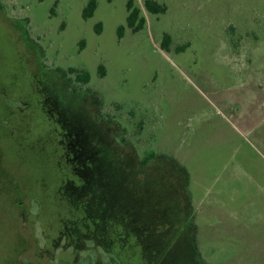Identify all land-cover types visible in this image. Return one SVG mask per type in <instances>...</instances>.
I'll list each match as a JSON object with an SVG mask.
<instances>
[{
    "label": "rangeland",
    "instance_id": "374dc122",
    "mask_svg": "<svg viewBox=\"0 0 264 264\" xmlns=\"http://www.w3.org/2000/svg\"><path fill=\"white\" fill-rule=\"evenodd\" d=\"M89 1L0 0V264H264V0Z\"/></svg>",
    "mask_w": 264,
    "mask_h": 264
},
{
    "label": "trees",
    "instance_id": "16d2710c",
    "mask_svg": "<svg viewBox=\"0 0 264 264\" xmlns=\"http://www.w3.org/2000/svg\"><path fill=\"white\" fill-rule=\"evenodd\" d=\"M109 3L113 2L114 0H107ZM98 0H90L88 5L83 11L82 17L84 20H88L90 18H93L95 15V12L98 8ZM144 6L146 10L154 15H160V14H165L168 11V6L164 3H159L156 0H144ZM127 11H128V16L126 20V26H120L118 28V37L119 39H122L124 37L126 29H131L133 33H139L146 27V19L141 16V9L137 7L134 3V0H129L127 3ZM102 28V24H98L96 26V31L100 33ZM84 44V41L82 42ZM162 49L170 52L171 51V46H172V36L169 33H166L163 37V42H162ZM184 47H179L177 48L176 51H182ZM106 76V70L104 66L100 67L99 70V77L104 78ZM91 73L88 70L85 69H78L75 67H70L67 72V82L73 87V91L75 93L82 91L85 89V87L91 82ZM112 108V112L108 111V108H105L104 115L109 118H117V117H122V114L124 111H126V107L123 104L115 103L110 106ZM130 116L135 119L136 118V113L135 111H129ZM147 125L146 122L141 120L138 122L136 125V130L134 133L135 138L142 137L143 134L147 130ZM124 143H127V141H123ZM156 153L155 152H149L148 154L145 155L144 158L141 159V164L143 166H148L152 160L156 158Z\"/></svg>",
    "mask_w": 264,
    "mask_h": 264
}]
</instances>
